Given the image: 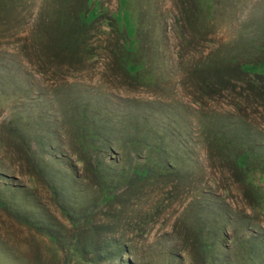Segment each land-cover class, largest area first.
I'll return each instance as SVG.
<instances>
[{
    "label": "rangeland",
    "instance_id": "374dc122",
    "mask_svg": "<svg viewBox=\"0 0 264 264\" xmlns=\"http://www.w3.org/2000/svg\"><path fill=\"white\" fill-rule=\"evenodd\" d=\"M255 65L264 0H0V264H264Z\"/></svg>",
    "mask_w": 264,
    "mask_h": 264
},
{
    "label": "trees",
    "instance_id": "16d2710c",
    "mask_svg": "<svg viewBox=\"0 0 264 264\" xmlns=\"http://www.w3.org/2000/svg\"><path fill=\"white\" fill-rule=\"evenodd\" d=\"M97 12H98L97 7H94V8L89 7V9L81 11V13L79 14L78 20L83 24H87L88 22L94 21L98 17ZM125 35H126L125 36L126 40L130 39L131 35H130L128 28L126 29ZM127 42H130V41L127 40ZM243 69L251 73H258L259 71L264 73V65L245 66L243 67Z\"/></svg>",
    "mask_w": 264,
    "mask_h": 264
}]
</instances>
